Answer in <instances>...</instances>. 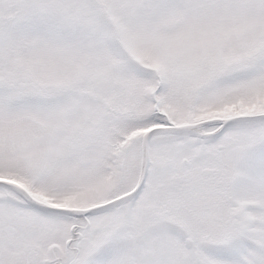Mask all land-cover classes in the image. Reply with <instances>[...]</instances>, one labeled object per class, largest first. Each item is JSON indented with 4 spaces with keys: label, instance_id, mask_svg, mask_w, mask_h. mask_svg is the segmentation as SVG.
Instances as JSON below:
<instances>
[{
    "label": "snow or ice",
    "instance_id": "snow-or-ice-1",
    "mask_svg": "<svg viewBox=\"0 0 264 264\" xmlns=\"http://www.w3.org/2000/svg\"><path fill=\"white\" fill-rule=\"evenodd\" d=\"M0 264H264V0H0Z\"/></svg>",
    "mask_w": 264,
    "mask_h": 264
}]
</instances>
